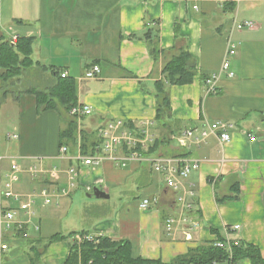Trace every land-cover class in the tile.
I'll return each mask as SVG.
<instances>
[{"label":"crops","instance_id":"1","mask_svg":"<svg viewBox=\"0 0 264 264\" xmlns=\"http://www.w3.org/2000/svg\"><path fill=\"white\" fill-rule=\"evenodd\" d=\"M244 21L253 27H235ZM0 28L7 40L34 38L33 78L20 75L7 85L0 80V172L7 179L15 161L21 170L12 174L14 192L53 191V203H39L28 226L5 231L8 250L0 264H28L36 239L46 244L37 264H63L80 232L128 241L133 256L163 262L218 237L254 244L264 257V0H0ZM149 28L158 34L156 56L143 38ZM181 49L191 55L195 74L190 83L167 87L170 112L160 122L155 82L164 80L163 67ZM225 58L229 67L220 72L216 92L208 93L205 81ZM94 64L99 74L85 78ZM62 72L74 80L78 104L91 106V113L78 119L59 103L39 110L32 90L50 89ZM72 118L76 141L60 144ZM113 119L146 128L150 147L136 149L132 158L123 147L114 159L83 164L79 157L90 154L82 153L81 135L89 145L101 142L103 124ZM216 122L227 126V143L217 133L200 139ZM185 130L193 133L182 145ZM152 157L196 159L199 167L173 189L153 171ZM31 164L56 171L31 176ZM98 185L114 199L81 197ZM144 197L151 199L148 209L139 206ZM16 218L26 220L23 210ZM71 232L74 237L49 241Z\"/></svg>","mask_w":264,"mask_h":264},{"label":"trees","instance_id":"2","mask_svg":"<svg viewBox=\"0 0 264 264\" xmlns=\"http://www.w3.org/2000/svg\"><path fill=\"white\" fill-rule=\"evenodd\" d=\"M225 8L231 10L233 3L227 1ZM143 38L149 45V50L156 56L160 49L158 46V34L147 29ZM33 37L19 36L15 43L0 36V80L6 82L21 74L22 70L34 64L31 57ZM55 73V70H53ZM164 80L155 82L156 98V119L160 122L169 117L170 102L167 87L170 85H181L190 83L195 74L191 55L181 49L176 52L165 64L162 69ZM37 98L39 110L55 108L57 103L61 104L66 112L78 104L77 89L72 78L61 77L50 89L32 90ZM164 125V123H163ZM77 124L74 118L67 122V125L60 132V144L76 141ZM80 148L83 154H94L95 148L100 141H92L89 145L88 140H82ZM86 141V142H84ZM153 148V147H152ZM152 148L149 149L152 150ZM75 232L68 235L53 234L49 241L75 236ZM81 236L87 234L79 233ZM91 239H74L69 247V254L63 264H214L226 261L234 264L247 259L251 264H264L259 248L251 243L243 241H227L218 237L217 241H205L194 248H190L186 254L177 256L170 262H163L160 259H144L133 256L132 248L128 241L113 240L106 235L91 236ZM30 250L33 254L28 264H37L40 254V247L46 244L41 243V239L31 241ZM222 243L217 246L216 243Z\"/></svg>","mask_w":264,"mask_h":264},{"label":"built area","instance_id":"3","mask_svg":"<svg viewBox=\"0 0 264 264\" xmlns=\"http://www.w3.org/2000/svg\"><path fill=\"white\" fill-rule=\"evenodd\" d=\"M252 21H244L242 23L235 24V27L240 29L243 27H253ZM17 36H13L9 39L10 43H15ZM233 49H228V54H234ZM229 67L228 59H224L221 69L218 73H214L210 78L206 79L208 85V93L216 92L215 87L217 85L220 72L227 70ZM100 72V67L97 64L91 65L85 71V78H95ZM230 76L232 72L228 73ZM66 72L61 73V77H66ZM92 112L91 106L87 104H76L69 110V114L76 118H81ZM192 130H185L180 136L179 140L182 145L186 144V140L192 136ZM212 133H217L221 144L227 143L230 139V134L227 131V126L221 122H216L203 129L200 132L201 140ZM101 142L95 148L93 155L80 156L79 159L83 164L96 166L106 159H114V153L126 147L130 152L129 157H133L136 149L141 151L147 150L153 142V137L148 133L146 128L132 129L126 125L122 119L107 120L100 130ZM200 139H196L200 142ZM254 139V137H251ZM61 151L65 152L66 147H61ZM2 156H0V164ZM152 169L156 173H163L167 186L176 189L178 187V178H186L193 171L199 167V161L184 159V158H168V157H152L150 159ZM125 165V162L122 163ZM21 170L20 164L12 161L10 164V174L7 179H4L0 172V254H4L8 250V242L5 239L6 230H20L24 225L28 226L32 217L35 215L34 208L40 203L41 205H51L53 203V191L48 186H43L38 191H33L25 196L18 194L12 189V174ZM53 172L56 171V167H52ZM51 170H45L43 166L31 164L28 167V172L31 176H44ZM71 172H73L71 170ZM62 194H66L62 191ZM191 195L192 192H190ZM3 200H7L12 205L18 206L17 208L9 205H4ZM151 205V199L144 197L141 199L139 206L141 209H148ZM191 203L187 204L190 207ZM18 210H23L26 215V220L22 221L16 218ZM172 220L168 221V227ZM38 226L35 225V229L38 230ZM237 228V226H235ZM78 240L83 238L91 239L90 235H83L77 237ZM217 246H222V243L217 242Z\"/></svg>","mask_w":264,"mask_h":264},{"label":"rangeland","instance_id":"4","mask_svg":"<svg viewBox=\"0 0 264 264\" xmlns=\"http://www.w3.org/2000/svg\"><path fill=\"white\" fill-rule=\"evenodd\" d=\"M2 28H0V30H1ZM9 40V39H8ZM29 68V67H28ZM28 68H25V69H23L22 70V72H21V74L20 75H22V77H24V78H28V77H32L33 78V75H34V73H31L30 71H28ZM19 75V76H20ZM19 76H17V77H14V78H12L11 80H14V79H17ZM35 77V76H34ZM11 80H8V81H6V82H3V83H5L6 85L7 84H9V82L11 81ZM25 84L24 83H22L21 84V86H24ZM81 193V197L85 200V201H87V200H92V201H95L96 200V198H94V197H91V198H87L86 196H82V192H80ZM114 199V195L111 193V199H107V200H105V201H112ZM102 200V199H101ZM33 233H37V232H33V231H31L30 232V234H33Z\"/></svg>","mask_w":264,"mask_h":264},{"label":"water","instance_id":"5","mask_svg":"<svg viewBox=\"0 0 264 264\" xmlns=\"http://www.w3.org/2000/svg\"><path fill=\"white\" fill-rule=\"evenodd\" d=\"M86 196L90 198L94 197L96 199H107L109 197V195L105 191H103L101 185L92 187V190L86 193Z\"/></svg>","mask_w":264,"mask_h":264}]
</instances>
